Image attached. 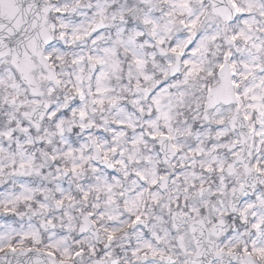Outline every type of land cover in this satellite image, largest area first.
<instances>
[{
  "label": "snow or ice",
  "instance_id": "6c2138e0",
  "mask_svg": "<svg viewBox=\"0 0 264 264\" xmlns=\"http://www.w3.org/2000/svg\"><path fill=\"white\" fill-rule=\"evenodd\" d=\"M0 264H264V0H0Z\"/></svg>",
  "mask_w": 264,
  "mask_h": 264
}]
</instances>
